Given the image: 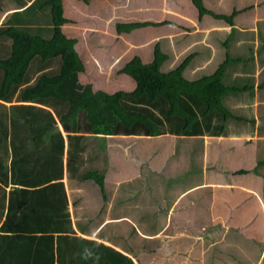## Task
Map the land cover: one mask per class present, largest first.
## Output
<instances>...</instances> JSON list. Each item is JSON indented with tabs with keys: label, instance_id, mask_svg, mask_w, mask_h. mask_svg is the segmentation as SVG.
<instances>
[{
	"label": "crops",
	"instance_id": "1",
	"mask_svg": "<svg viewBox=\"0 0 264 264\" xmlns=\"http://www.w3.org/2000/svg\"><path fill=\"white\" fill-rule=\"evenodd\" d=\"M31 1L22 7L7 1L0 22ZM64 1L63 16L68 22L61 29L65 28L66 32H62L74 38L75 43L79 39L75 33L79 35L80 31L92 37L103 36L110 32L106 28L112 23L115 27L111 32L120 39L128 33L117 32L119 21L150 23L134 27L122 51L123 46L116 43L109 45L107 55L101 48L104 45L98 42L94 48V44L85 47L82 41V50L74 47L84 66L77 75L80 84H90L92 90L107 93L132 91L135 80L118 72L121 67L116 65L126 53H130L127 61L138 56L142 63H149L157 47L162 56L159 71L168 73L184 62L181 75L188 82L201 81L223 63L221 82L227 89L210 110L204 102H193L188 95H181L191 104L197 121L187 133L163 122L160 128L165 132L157 135L141 131L88 137L83 151L72 160L75 166H71L68 176L66 137L58 123L65 139L61 182L66 214L58 210L52 217L39 213L41 221L35 223L43 222L39 226L45 230L30 232L35 259L45 263L46 253L39 251L49 248L57 264L58 257L70 259L79 249L93 247L87 264H102L109 254L103 244L126 255L133 264H264V0H253L250 6L246 5L248 0H241L239 9L230 12L236 13L231 23L215 17L212 13H220L206 7L211 12L199 17L192 0H186L188 5L184 0H131L130 5L135 4L131 14L138 17L143 13L142 17H147L143 20L130 18L128 12L118 16L114 13L127 0H121L123 5L119 6L113 0H98L96 7L91 5L92 0L82 5L80 0H72L69 10L80 4L88 12L80 10L78 16L69 13ZM247 9L254 10L251 17L244 13ZM36 14L40 11L33 16ZM145 27L149 30L143 37L133 36L138 37L139 30ZM132 49L135 54H131ZM0 103L6 107H2L4 112L14 102ZM25 132L20 130L21 135ZM8 141L0 143V167L7 170L6 181L0 179V226L8 213L12 218L23 217L25 208L32 209L31 198L53 209L62 196L61 189L53 186L56 180L33 184L40 183L37 190H44L39 198L15 191L24 186L12 180ZM23 146L24 151L32 153L43 149L42 144L32 141L19 145L17 150ZM32 159L33 164L41 162L36 154ZM88 171L98 175L101 171L102 189L92 178H81ZM35 214L33 210L26 216L32 221ZM12 218L9 223L13 228L17 220ZM60 235H64L62 241L57 239ZM75 236L83 239L81 247L79 240L75 243ZM85 240L94 243L90 245ZM119 258L111 255L107 259L119 264Z\"/></svg>",
	"mask_w": 264,
	"mask_h": 264
},
{
	"label": "trees",
	"instance_id": "2",
	"mask_svg": "<svg viewBox=\"0 0 264 264\" xmlns=\"http://www.w3.org/2000/svg\"><path fill=\"white\" fill-rule=\"evenodd\" d=\"M7 1L14 6L22 7L28 0ZM39 1L32 0L25 8L11 12L0 22V100L14 102L9 105L8 111L4 112L2 107L5 109L6 107L0 103V128L2 127L0 143H6L7 140L10 143L12 157L8 168L12 180L24 186L15 189L16 192H22L23 195L31 193L33 197L34 195L38 197L44 190H37L36 186L40 183L33 185L34 183L56 180L53 186L61 189L62 196L57 208L42 207L41 203L37 204L31 198L32 209L26 211L24 207L23 217L14 215L12 218V213L4 217L0 226L2 231L0 264H54V252L52 249L48 250L49 248L39 251L42 254L46 253L48 260L45 258V263L35 259L31 247L33 235L30 232L45 230L39 226L43 222L35 223L41 221L39 213L51 214L52 217L58 210L66 214V196L61 182L65 139L58 123L66 137L65 167L68 176L74 164L72 160L83 151L84 142L88 137L100 135L105 138L114 134H139L141 131L145 135H157L165 132L160 128L163 122L167 125L172 124L171 128L178 127L174 130H183L187 133L191 130L193 121H197L194 119L191 104L187 100L184 101L181 95H188L190 101L204 102L206 109L210 110L218 105L220 96L227 89L221 82L223 63L212 75L203 77L201 81L188 82L181 75L184 62L168 73L159 71L162 56L155 47L154 59L151 62L144 64L138 56H133L118 70L135 80L136 86L132 91L118 90L112 93L94 91L90 84L82 85L78 82V72L82 71L84 66L73 46L75 39L66 37L61 29V25L68 22L63 16L62 0H41L42 3L37 8ZM83 1L86 3L88 0ZM192 2L198 9L199 17L210 13L202 6L200 0ZM46 6H49L51 14L49 26L51 35L48 38L38 34L36 30L40 28L36 25L39 22L35 20L36 15L33 16L36 11H42ZM66 9L69 10L67 4ZM235 14V12L230 15L212 13L229 23ZM147 24L150 23L133 22L129 26L140 27ZM123 25L128 24L116 23L117 32L124 30ZM219 109L223 111L222 108ZM206 118L204 115V119ZM22 129L26 131L23 135L20 134ZM32 141L42 144V151L37 153L24 151V146L22 150H17L19 145ZM33 154L40 158L41 162L38 161V165L33 164L35 162L32 159ZM6 177V167H0V179L6 181ZM84 177L99 182L102 189V177L97 172L88 171L81 175V178ZM33 210L36 214L31 221L26 214ZM11 218L13 221L17 220V226L13 228L9 223ZM5 229L13 231L5 233L4 231H7ZM17 230L18 232H15ZM44 237L48 238V233ZM63 238L64 235H60L57 239L62 241ZM78 240L79 238L75 236V243ZM82 240H79L80 247ZM85 242L90 245L94 243L90 240ZM101 246L109 251V254L104 256L102 264H111L110 259H107L111 255L120 257L119 264H133L126 255L103 244ZM93 250V247L88 249L85 247L81 251L79 249V253L70 259L58 257L57 264H87Z\"/></svg>",
	"mask_w": 264,
	"mask_h": 264
},
{
	"label": "rangeland",
	"instance_id": "3",
	"mask_svg": "<svg viewBox=\"0 0 264 264\" xmlns=\"http://www.w3.org/2000/svg\"><path fill=\"white\" fill-rule=\"evenodd\" d=\"M82 3H80L81 5L82 4H84L85 2L83 1V0H80ZM114 1V3H115V5H117V6H119V5H123V2L121 1V0H113ZM130 1L131 0H127V2L125 3V5H123L121 8H117V10H115L114 11V13L118 16V15H121V14H123L124 13V15L128 12L129 14V16H130V18H140L139 20H143V18H147V17H142V15H144L143 13H142V15H138V17H135V15L133 16V14H131V11H133V6H135V4L134 3H131V5H130ZM133 2L135 1V2H137V0H132ZM142 1H144L145 2V0H138V2L139 3H142ZM188 1V0H187ZM201 1V4H202V6H204V7H206V8H208V9H210V10H212L213 12H217V13H220V14H222V15H230L231 13V10L233 9V8H236L237 10L239 9V7H240V5H241V0H200ZM6 2V0H0V5H1V7H3V8H5L6 6V4H4ZM66 2V4L68 5V6H70L71 4H72V0H65L64 1V3ZM90 2H92L91 3V5L94 7H96V5H97V2H98V0H92V1H90ZM253 0H248V2H247V4L246 5H248V6H250V5H252L253 4ZM2 3V4H1ZM7 3V2H6ZM42 3V1L40 0L39 2H38V5H37V8L40 6V4ZM62 4H63V0H62ZM80 4H75V5H72V8L69 10V13H71V15H73V16H78V12L80 11V10H82L84 13H86L87 15H88V12L86 11V9H85V7H82ZM184 4H187L188 5V3H186V0H184ZM190 5V4H189ZM1 7H0V19H1V17L3 16V14L4 13H1ZM71 7V6H70ZM264 7V6H263ZM36 8V9H37ZM196 8V7H195ZM185 9H187V8H185ZM197 9V8H196ZM262 9H264V8H262ZM100 10V9H99ZM106 10V9H105ZM242 10V9H241ZM188 13H190V11H187ZM211 12V11H210ZM253 12H254V10L253 9H247L246 10V12H244V13H246L247 14V16H249V17H251L252 15H253ZM115 14L113 15V20H114V22H115V20H116V16H115ZM139 14V13H138ZM239 15V14H238ZM120 19H121V17H120ZM119 19V20H120ZM129 19V18H128ZM35 20H36V22H39L36 26L38 27V28H40L39 30H36V31H38V34H41L43 37H46V38H48L50 35H51V33H50V28H49V26H50V23H51V14H50V12H49V6H46V7H44L43 9H42V11H40V14H36V16H35ZM112 21V20H111ZM90 22H92V19H90ZM120 23L119 24H128V25H123L125 28H122V29H124V31H122V33H120V34H124V33H131V31H132V33H133V28L134 27H130L129 26V24L131 23V21H119ZM98 24V23H97ZM112 24V23H111ZM110 24V26H107V28H106V30H109L110 32H107V34L106 35H98V34H93V37L90 35V34H83V33H81V31H80V34L78 35L77 33H75V35H76V37H78L79 39L77 40V42L76 43H74V47L76 48V50H82V48H83V46H84V44H81V41H82V43H86V46L85 47H88V46H90L89 44H94L93 46H92V48H94V47H96L97 46V44H96V42H98V43H100V44H102V45H104V46H102L101 48H103L104 49V52H105V54L107 53V51H108V48H109V45L110 44H113V43H116V44H119V46H123V45H126L125 44V40L127 39V35L128 34H126V35H124V36H122V37H120V39H117V37H115V35H114V33H112L111 32V29L113 28V27H115L114 26V24H112L111 25ZM149 30V29H148ZM147 28L145 27V28H143V29H141V30H139V35H138V37H137V34L135 35V34H133V36H135L136 38H140V36H144V34H145V32L146 33H148L147 31ZM64 33L66 32V29L65 28H63V30H62ZM153 31H155V30H152L151 29V32H153ZM73 32H76V30H73ZM35 33H37V32H35ZM69 35H72L71 33H68ZM113 34V37H111V35ZM75 35L73 36V37H75ZM95 35V36H94ZM119 36V35H118ZM132 36V34L129 36V37H131ZM132 36V37H133ZM131 37V38H132ZM77 39V38H76ZM78 43H79V45H78ZM76 44H77V46H76ZM115 47H117V45H115ZM124 47L125 46H123V48H121V51L122 50H124ZM79 48V49H78ZM120 51V50H119ZM131 52V54L133 53V54H135L134 53V51H133V49L130 51ZM127 55L126 56H124V57H122L121 58V60L119 61V63L116 65V68L119 66V67H122V66H124L126 63H128L129 61H130V59L127 61V56H128V54H130V53H126ZM107 55V54H106ZM123 55H124V53H123ZM122 55V56H123ZM82 56H83V53H82ZM170 125H172V124H170ZM105 152V151H104ZM77 168V167H76ZM113 169V168H112ZM75 170H77V171H79V172H83V170L81 169V167H78L77 169H75ZM103 173V172H102ZM100 175H101V171H100ZM97 184H99V182H97Z\"/></svg>",
	"mask_w": 264,
	"mask_h": 264
}]
</instances>
